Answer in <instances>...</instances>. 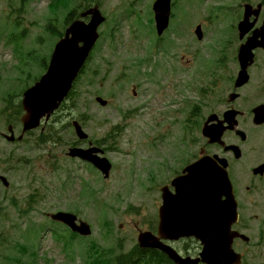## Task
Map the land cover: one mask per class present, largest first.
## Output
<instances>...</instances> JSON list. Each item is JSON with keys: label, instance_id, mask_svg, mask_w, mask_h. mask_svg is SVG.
I'll use <instances>...</instances> for the list:
<instances>
[{"label": "rangeland", "instance_id": "obj_1", "mask_svg": "<svg viewBox=\"0 0 264 264\" xmlns=\"http://www.w3.org/2000/svg\"><path fill=\"white\" fill-rule=\"evenodd\" d=\"M92 1L99 3L101 6V11L107 19L105 25L108 24V20L111 17L113 18V33L111 34L115 35L116 38L115 51L113 52L111 49L109 39L101 41L98 55L93 60L90 67L91 71H96V74H99V76L92 77L87 85L85 79L82 78L78 85L75 86L76 89H74L77 96V99L74 101L76 106L69 110L66 109L62 113H58V117H55L56 119L54 118L51 122L49 121L48 125L43 127L42 132L41 129H39L32 135L26 136V141L25 143L23 142L21 146L11 147L7 145L6 141L1 137L2 133L7 132L6 121L13 119L12 113L9 112L4 116H0V169L3 166V160L6 155L14 150H17L16 154L26 163L27 169H30L31 167L37 169L36 176L28 179V185H32V191H34L38 185L40 186V197L33 199L34 212L31 214V217H34L36 222L40 219H44L46 212H72L76 209L75 205H77V208L80 210L78 212L79 218L87 221L93 226V236L91 237V240L96 241L100 247L104 248L107 246L108 248L111 247L115 249V242L119 241L122 237L125 249L129 250L134 246L133 238L135 237L134 232L136 234V229L149 231V227L147 226L149 223H143L146 225L144 229L140 223L149 217V213L152 211V199L155 196V194L152 193L146 195V187L149 178V167L145 170L143 169L147 162L146 156L143 155L140 159L136 160V169L137 174L139 175L138 181L141 185H139L138 182H136L137 185L131 183L128 184L129 182H127V180L131 177L129 171H122L118 177H111L107 180L109 183L106 185H103L102 183H105L103 182L104 180L100 178L99 175L95 174L99 181V185L105 191L103 196L106 197L108 200L107 202L112 205L110 209L112 211L106 216L107 221L112 224V238L110 240H105L103 230L101 227L98 228L96 226L95 220H98L96 212L91 207H86L80 199V194L83 192L82 188L84 187H81L79 180L81 177H86L88 180L90 173L86 172L85 165L73 163L66 159L68 145L71 144V141L76 140V137L71 129L63 127H66V125L71 123L72 120H78L83 117L86 119V131L91 136V140L96 142L103 138L113 125L120 123L122 113L125 112V110L132 109L139 103L138 101H133L129 94H123V92H128L132 84L127 80L121 81L120 78H118V75H120V73H126L127 76L130 77L133 72L120 71L125 66L136 61H143L147 58H151L152 65H154L155 59L149 56L148 51L153 48V42H156L157 38H159L157 34L154 33L155 31L152 30L151 25V6H153L155 0ZM51 3H56V0H0V112L5 107L4 101L8 94L20 92L23 86L32 85L37 77H41L42 74H44V64L48 61L56 42V38L52 36L56 31L52 32V29L49 26L57 29V32H61L64 24L63 16L61 14L56 16L54 12L49 10ZM179 3L181 2H178L175 5L177 8L179 7ZM204 3H207V7H219L220 5L228 6L231 4V0H221L220 2L205 0ZM207 7L201 5L198 14H196L194 9L189 12L190 27L194 24L196 18L197 20H201L208 16L206 10ZM58 10L66 12V10L62 9L60 5L58 6ZM144 12H146L145 16H143ZM184 15L187 14H182V16ZM178 21L179 20H177V22ZM17 23H19V25ZM183 23L186 24L185 22ZM105 25L102 26L100 30L101 33L103 32V27H105ZM196 25L193 26L190 31V42H185L183 40L178 41L174 38L173 32L170 34L168 32L166 33L168 34V38L163 40L164 46L167 49L169 48L168 44H170L171 48L174 50V52H171L170 60L176 63L179 59V62L181 59H184L185 62L183 68H187L194 64V58L192 56L187 58V55L188 53H194L196 49L200 51L198 52L199 54L203 52L202 55H204L207 61L211 64H215V59H218L221 54L225 53L227 57V59L223 60V65L225 67L221 69L214 68L209 72H205V74L213 72L215 76L212 80L218 79L222 82V87L226 88V79L229 76V72L234 67V56H231V49L230 47H227V45L229 44V41H231L234 48L237 45V39L236 37L231 36V32L227 38L225 35L220 36L217 33L220 29L217 27L216 33L211 28L210 31L205 32L203 41L198 42L195 40L194 35ZM185 30V36L186 38H189V29ZM11 33H13V38H16L20 43L23 55L21 58L24 59L23 61L20 60V57L16 56V45L8 43L9 35ZM166 34L159 39H164ZM185 45H189V49L184 50L181 56L182 46ZM230 58L231 65L229 63ZM194 66V69L197 72H203L205 68L203 67L202 70L199 60ZM129 67L131 68V66ZM154 72V69L148 70L147 67H144V69L141 70L143 76L153 74ZM107 74H109V76H107ZM189 76L190 75L187 76L186 74H181L180 80L183 85L181 91L183 93L181 96L176 95L175 97H171L169 111H175L178 109L181 100H186L191 107L194 105H201V96L198 91L203 85H206L208 78L204 76L202 79L203 83L199 82L200 78L194 80L193 88H191L187 84L190 81ZM24 81L26 82V85ZM167 82L168 77L163 83L141 77L139 79V84L142 85L143 88L140 94L146 100L157 102L161 105V103L158 102L160 96L165 94L168 98L169 90L171 89L170 86L167 87ZM113 92L115 93L114 98L112 97ZM155 93H157L156 96ZM174 93H176V91ZM94 94L103 97L108 100L109 103L113 102V105L116 106L117 109L120 107L121 112L118 113V111L112 107L107 109L101 108L94 101H91V96H94ZM171 101L175 102L176 105L171 106ZM19 102L20 99L14 100V103L16 104ZM67 106L71 107L70 101H68ZM148 113V111L143 112L141 114L142 119L149 118ZM7 115H11V117L8 118ZM171 122L182 124L183 117L175 116L172 118ZM16 125V133L19 135L21 127L18 126V124H15V126ZM50 126H53L55 129L56 142H50L43 146L44 150H40L39 147L32 149L33 146L37 145L36 143L41 134L44 135L51 130ZM132 130L133 128H129L126 131L130 132ZM172 134L177 137L179 135V127L172 128ZM170 141L175 142L176 138L171 139ZM169 150H171V148H169ZM39 154L44 157L39 160V168L41 171L38 169L36 162ZM108 156L115 164L125 165L123 161L119 160V155L111 153L108 154ZM155 159L157 158H154L153 160ZM0 174H2L1 170ZM26 175L27 173L24 171L9 178L13 184V190L8 195V198H6L4 204L6 210L1 216L0 233L10 234L11 239L16 235V224L22 220L18 215V211L11 207V198L12 196L19 197L20 199L27 197L29 191L24 185L27 178ZM39 179L43 182H40ZM245 183H247L248 186L250 182L245 180ZM65 184L70 185L71 189H66ZM116 194L119 195L120 199L119 201L113 202L112 196ZM2 198L3 193L0 189V199L2 200ZM238 198L240 204L244 208V213L246 214L248 211L250 212L252 201L257 202L259 207L261 204L259 201L263 200L261 193H257L255 197L249 198L244 194L243 190H239ZM130 209L133 210L128 212ZM256 210L257 208L252 209V212L250 213L254 215ZM259 213L262 215L261 217H264L263 208H259ZM132 215L137 217L139 223L137 226L132 222ZM262 224V221L256 222L254 228L245 231L251 239L250 246L248 245L249 247H245V252L247 254L245 259L246 264H264V228L261 229L263 226ZM12 225H14V230L11 232ZM121 225L123 226V235L118 234V229ZM29 233L33 236L34 229H31ZM80 247V245H76L77 256L75 261H72L70 258H67L66 255L68 254L62 250L60 243L55 241L51 232H46L41 236V239L37 244L39 259L36 263L84 264V258L81 254ZM240 248L241 246L238 247V250H240ZM7 250L10 249L7 248ZM14 255L20 256V254L16 253Z\"/></svg>", "mask_w": 264, "mask_h": 264}, {"label": "water", "instance_id": "obj_2", "mask_svg": "<svg viewBox=\"0 0 264 264\" xmlns=\"http://www.w3.org/2000/svg\"><path fill=\"white\" fill-rule=\"evenodd\" d=\"M154 10L158 28L162 30L168 24L170 0H158ZM101 22L102 19L94 15L89 26L75 24L67 32L68 37L56 48L47 75L24 96L23 105L27 111V115L23 118L25 128L37 127L43 117L49 118L59 107L97 40L96 30ZM70 35L72 38H69ZM79 44L83 46L79 47ZM64 221L73 227V221ZM228 260L226 264L234 263L233 257Z\"/></svg>", "mask_w": 264, "mask_h": 264}, {"label": "flooded vegetation", "instance_id": "obj_3", "mask_svg": "<svg viewBox=\"0 0 264 264\" xmlns=\"http://www.w3.org/2000/svg\"><path fill=\"white\" fill-rule=\"evenodd\" d=\"M260 19L264 21L263 14ZM255 59L256 64L249 70L250 81L261 75L260 71L264 68V49L256 52ZM233 76L231 78L230 75V91L231 82L234 84L236 79L235 72ZM234 102L236 106L238 100ZM225 104H228V110L231 111V100H226L223 105ZM237 107V110L242 113L240 106ZM232 109L235 110L233 107ZM238 114L236 122L235 119L231 121V116H229V120L226 122L225 114L222 115V120L224 119L228 124L229 130L226 132V146L216 148L218 150L216 155L225 158L227 161L228 175L233 184L238 186L242 185L244 180L249 181V185L245 187L250 195L257 193L264 195V169L260 170L264 166V124L262 126H255L250 116L247 117L244 113ZM252 117L254 119V115ZM215 120L218 123V120ZM239 133L245 134V138L239 135Z\"/></svg>", "mask_w": 264, "mask_h": 264}]
</instances>
